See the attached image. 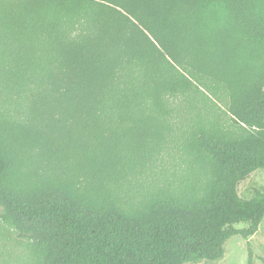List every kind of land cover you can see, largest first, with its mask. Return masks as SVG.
<instances>
[{"label":"trees","instance_id":"1","mask_svg":"<svg viewBox=\"0 0 264 264\" xmlns=\"http://www.w3.org/2000/svg\"><path fill=\"white\" fill-rule=\"evenodd\" d=\"M259 169L264 0H0V221L33 264L221 260Z\"/></svg>","mask_w":264,"mask_h":264},{"label":"rangeland","instance_id":"2","mask_svg":"<svg viewBox=\"0 0 264 264\" xmlns=\"http://www.w3.org/2000/svg\"><path fill=\"white\" fill-rule=\"evenodd\" d=\"M170 173L169 168L161 169ZM173 170V169H172ZM256 190L264 191V169L256 170L238 185V191L242 198L250 199ZM1 212V207H0ZM248 224L239 223L236 227L246 228ZM251 257L253 264H264V219L258 232L244 239L240 235H234L225 243V255L221 260L209 262H188L186 264H248ZM0 264H33V256L22 244L16 234L10 232L0 221Z\"/></svg>","mask_w":264,"mask_h":264}]
</instances>
